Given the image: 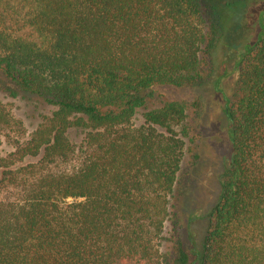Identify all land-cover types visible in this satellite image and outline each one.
<instances>
[{
	"label": "trees",
	"instance_id": "trees-1",
	"mask_svg": "<svg viewBox=\"0 0 264 264\" xmlns=\"http://www.w3.org/2000/svg\"><path fill=\"white\" fill-rule=\"evenodd\" d=\"M256 25L224 43L228 96L202 0H0L1 80L49 106L27 131L0 101V264H264V9ZM209 80L228 149L197 241L175 191L200 97L147 102Z\"/></svg>",
	"mask_w": 264,
	"mask_h": 264
},
{
	"label": "rangeland",
	"instance_id": "rangeland-1",
	"mask_svg": "<svg viewBox=\"0 0 264 264\" xmlns=\"http://www.w3.org/2000/svg\"><path fill=\"white\" fill-rule=\"evenodd\" d=\"M202 1L213 21L223 32L222 43L218 44L213 53V74L220 72L224 66L228 73L224 91L230 96L237 80L236 60L239 46L227 48L224 43L240 45L244 40L252 41L255 38L258 30L256 17L258 11L264 9V0ZM228 2L232 3H230L231 7L226 6ZM227 8L231 12L226 13ZM211 89L210 80L197 87L176 88L170 85H156L151 89L152 94L148 97V106L158 105L164 100L192 102L197 97L201 100V107L197 110L190 107L187 114L188 123L199 132L196 149L200 157L193 165L189 154L185 153L179 171V187L177 185L175 191L177 204L183 203V208H180L182 233H185L188 216L200 217L206 214L215 202L219 193L218 175L221 172V156L227 154L228 142L223 129L224 121L227 120L221 118L222 101L219 98L215 99L216 95H213ZM13 91L14 89L7 82L6 84L2 82L0 76V101L12 110L14 116L22 119L27 131H31L40 116L49 110V106L33 95L20 91L13 94ZM189 227L196 240L200 241L207 229V219L205 217L194 219L189 223ZM186 244L188 245L187 241Z\"/></svg>",
	"mask_w": 264,
	"mask_h": 264
}]
</instances>
